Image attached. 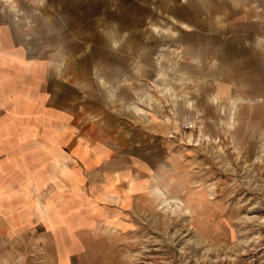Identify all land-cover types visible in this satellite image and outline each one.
<instances>
[{"label": "rangeland", "instance_id": "374dc122", "mask_svg": "<svg viewBox=\"0 0 264 264\" xmlns=\"http://www.w3.org/2000/svg\"><path fill=\"white\" fill-rule=\"evenodd\" d=\"M0 264H264V0H0Z\"/></svg>", "mask_w": 264, "mask_h": 264}]
</instances>
